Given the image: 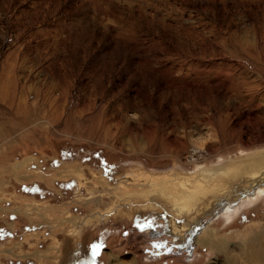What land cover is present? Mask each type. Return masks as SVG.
Listing matches in <instances>:
<instances>
[{
    "label": "rangeland",
    "instance_id": "1",
    "mask_svg": "<svg viewBox=\"0 0 264 264\" xmlns=\"http://www.w3.org/2000/svg\"><path fill=\"white\" fill-rule=\"evenodd\" d=\"M0 131V264H264V0H0Z\"/></svg>",
    "mask_w": 264,
    "mask_h": 264
},
{
    "label": "bare ground",
    "instance_id": "2",
    "mask_svg": "<svg viewBox=\"0 0 264 264\" xmlns=\"http://www.w3.org/2000/svg\"><path fill=\"white\" fill-rule=\"evenodd\" d=\"M4 81V80H3ZM2 92V91H1ZM4 95H6V94H4ZM8 95V94H7ZM15 95V94H14ZM4 97V96H3ZM10 97H12L11 95H10ZM15 97V96H14ZM19 109L23 112L22 113V115L24 114V112H31L30 110H29V108H27L26 106H20L19 107ZM1 132V131H0ZM122 132V131H121ZM113 133V132H112ZM109 135V134H108ZM100 140V139H99ZM256 159H258L257 157H255ZM261 158H262V156H261ZM252 160H254V158L252 159ZM259 160V159H258ZM261 161V160H260ZM259 162V161H258ZM250 164V163H249ZM241 167V164H239V162H237V163H234L231 167L233 168L232 170V172H234V170L236 169V167ZM249 166V165H248ZM242 169V168H241ZM237 171V170H236ZM255 171V170H254ZM254 177V176H253ZM259 178H261V179H264V172L263 173H261V176H259ZM262 196H264V188L262 187V188H259L258 189V191H257V193H256V195H254V197H250V198H247V199H245L244 201H242V206H244L245 204H249L248 203V201H257L260 197H262ZM232 209H230L229 208V212L231 211ZM226 211V210H225ZM233 212V211H232ZM225 214H227L226 212H225ZM263 250H264V248H263ZM264 254V253H263ZM261 258V257H260ZM261 261V260H260Z\"/></svg>",
    "mask_w": 264,
    "mask_h": 264
}]
</instances>
